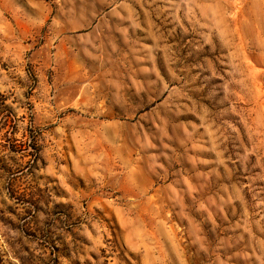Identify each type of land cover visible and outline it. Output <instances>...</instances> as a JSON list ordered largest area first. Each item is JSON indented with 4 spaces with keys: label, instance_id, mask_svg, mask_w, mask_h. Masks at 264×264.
Wrapping results in <instances>:
<instances>
[{
    "label": "rangeland",
    "instance_id": "374dc122",
    "mask_svg": "<svg viewBox=\"0 0 264 264\" xmlns=\"http://www.w3.org/2000/svg\"><path fill=\"white\" fill-rule=\"evenodd\" d=\"M0 264H264V0H0Z\"/></svg>",
    "mask_w": 264,
    "mask_h": 264
}]
</instances>
